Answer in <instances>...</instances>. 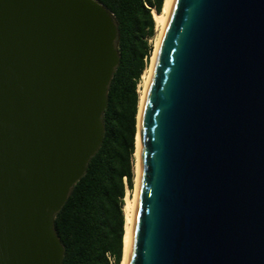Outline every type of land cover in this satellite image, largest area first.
<instances>
[{"label": "water", "instance_id": "95a60500", "mask_svg": "<svg viewBox=\"0 0 264 264\" xmlns=\"http://www.w3.org/2000/svg\"><path fill=\"white\" fill-rule=\"evenodd\" d=\"M118 34L98 0H0V264H62ZM137 131L126 264H264V0L168 1Z\"/></svg>", "mask_w": 264, "mask_h": 264}, {"label": "trees", "instance_id": "16d2710c", "mask_svg": "<svg viewBox=\"0 0 264 264\" xmlns=\"http://www.w3.org/2000/svg\"><path fill=\"white\" fill-rule=\"evenodd\" d=\"M117 23L116 67L102 116L104 135L98 151L55 215L64 248L62 264H119L122 258L125 189L133 190L137 85L148 66L155 36L151 13L163 0H98Z\"/></svg>", "mask_w": 264, "mask_h": 264}, {"label": "bare ground", "instance_id": "6f19581e", "mask_svg": "<svg viewBox=\"0 0 264 264\" xmlns=\"http://www.w3.org/2000/svg\"><path fill=\"white\" fill-rule=\"evenodd\" d=\"M169 0H163L162 3V8L159 13L156 11H152V16L154 19L155 23V32L156 36L154 39L153 43V50L150 56V61L148 66L145 68L143 71L140 81L137 85V92H138V106H137V113H136V135H135V151H134V190L133 194L130 196L129 191L126 190V195L124 197V204L122 207L123 215H124V234H123V249H122V258L119 264H126L127 262V250H128V243H129V236H130V226H131V220H132V213H133V203H134V197H135V192H136V185H137V177H138V131H137V116H138V111L140 107V103L143 97L144 89H145V84L147 81L148 73H149V68L152 60V55L155 47L156 40L158 38L160 28L165 16L167 4Z\"/></svg>", "mask_w": 264, "mask_h": 264}, {"label": "rangeland", "instance_id": "374dc122", "mask_svg": "<svg viewBox=\"0 0 264 264\" xmlns=\"http://www.w3.org/2000/svg\"><path fill=\"white\" fill-rule=\"evenodd\" d=\"M155 36H156V32H155ZM155 36L153 38H151L149 43H152V44L154 43ZM133 168H134V164H133ZM133 171H134V169H133ZM133 190H134V179H133ZM133 190L132 191L128 190L129 191L128 193H129L130 196L133 194ZM125 195H126V191H125Z\"/></svg>", "mask_w": 264, "mask_h": 264}, {"label": "built area", "instance_id": "2783aa9c", "mask_svg": "<svg viewBox=\"0 0 264 264\" xmlns=\"http://www.w3.org/2000/svg\"><path fill=\"white\" fill-rule=\"evenodd\" d=\"M155 11V9L154 8H151V12L152 11ZM151 39H148V41H150ZM127 190V187H126V189H125V191ZM109 258V261H110V263L112 264V262H113V260H112V258L111 257H108Z\"/></svg>", "mask_w": 264, "mask_h": 264}]
</instances>
